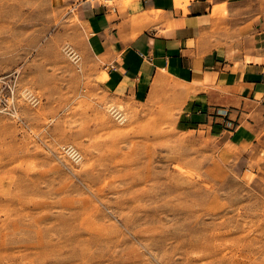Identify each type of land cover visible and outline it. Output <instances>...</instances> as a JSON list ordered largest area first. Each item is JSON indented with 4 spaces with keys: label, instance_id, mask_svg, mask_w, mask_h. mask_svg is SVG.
I'll use <instances>...</instances> for the list:
<instances>
[{
    "label": "rangeland",
    "instance_id": "374dc122",
    "mask_svg": "<svg viewBox=\"0 0 264 264\" xmlns=\"http://www.w3.org/2000/svg\"><path fill=\"white\" fill-rule=\"evenodd\" d=\"M78 1L0 0V264H264V129L109 94Z\"/></svg>",
    "mask_w": 264,
    "mask_h": 264
},
{
    "label": "crops",
    "instance_id": "0c3cea01",
    "mask_svg": "<svg viewBox=\"0 0 264 264\" xmlns=\"http://www.w3.org/2000/svg\"><path fill=\"white\" fill-rule=\"evenodd\" d=\"M76 10L109 94L146 103L167 88L184 95L187 124L231 152L256 142L264 129V0H79ZM255 174L264 194V166Z\"/></svg>",
    "mask_w": 264,
    "mask_h": 264
},
{
    "label": "bare ground",
    "instance_id": "6f19581e",
    "mask_svg": "<svg viewBox=\"0 0 264 264\" xmlns=\"http://www.w3.org/2000/svg\"><path fill=\"white\" fill-rule=\"evenodd\" d=\"M111 109H113V110H115V111H119L118 109H115V108H111ZM73 157L75 156V154H73L74 152H69Z\"/></svg>",
    "mask_w": 264,
    "mask_h": 264
},
{
    "label": "built area",
    "instance_id": "2783aa9c",
    "mask_svg": "<svg viewBox=\"0 0 264 264\" xmlns=\"http://www.w3.org/2000/svg\"><path fill=\"white\" fill-rule=\"evenodd\" d=\"M70 152H73V150H70Z\"/></svg>",
    "mask_w": 264,
    "mask_h": 264
}]
</instances>
